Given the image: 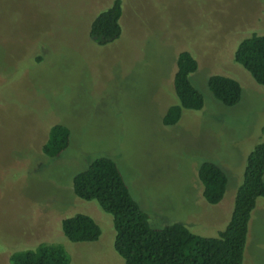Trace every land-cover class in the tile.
<instances>
[{"label":"rangeland","instance_id":"rangeland-1","mask_svg":"<svg viewBox=\"0 0 264 264\" xmlns=\"http://www.w3.org/2000/svg\"><path fill=\"white\" fill-rule=\"evenodd\" d=\"M111 1L0 0V264L40 242L61 244L69 264H124L112 216L72 189L73 175L99 156L117 162L152 227L179 222L217 236L246 158L264 142V86L233 57L242 39L264 34V0H122L120 37L99 45L89 25ZM185 50L197 60L190 80L204 104L166 126L176 59ZM213 74L239 82L237 104L213 97L206 85ZM55 123L70 129V144L50 159L42 146ZM205 160L228 178L215 205L204 200L197 175ZM75 213L94 218L96 241L64 236L61 220ZM243 264H264L261 197Z\"/></svg>","mask_w":264,"mask_h":264},{"label":"trees","instance_id":"trees-1","mask_svg":"<svg viewBox=\"0 0 264 264\" xmlns=\"http://www.w3.org/2000/svg\"><path fill=\"white\" fill-rule=\"evenodd\" d=\"M121 15L122 0H112L92 17L90 37L99 45L119 38ZM233 57L257 84L264 86V34L253 33L242 39ZM197 67L192 53L179 52L173 76L176 102L166 109L162 118L164 125L177 124L185 110L197 111L203 107V96L190 80ZM206 85L213 97L225 106H233L241 98V86L234 78L213 74ZM70 135L67 126L51 125L42 146L43 154L50 159L61 156L69 147ZM197 175L204 200L211 205L219 203L228 183L226 173L216 163L205 160L199 164ZM72 189L76 197L95 201L112 216L113 246L124 264H243L252 211L257 198L264 199V142L256 144L248 154L229 220L214 237L196 234L179 222L152 227L147 213L130 193L117 162L109 157L99 156L85 169L77 171L72 177ZM60 226L72 242H94L101 233L94 218L85 213L63 218ZM9 263L69 264V255L61 244L40 242L33 248L11 252Z\"/></svg>","mask_w":264,"mask_h":264}]
</instances>
